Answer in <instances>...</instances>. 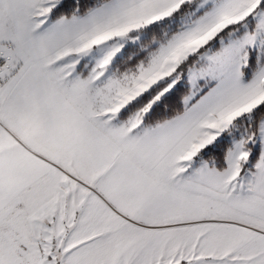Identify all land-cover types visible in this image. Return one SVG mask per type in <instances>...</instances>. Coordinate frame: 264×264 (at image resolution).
Returning <instances> with one entry per match:
<instances>
[{
  "label": "snow or ice",
  "instance_id": "snow-or-ice-1",
  "mask_svg": "<svg viewBox=\"0 0 264 264\" xmlns=\"http://www.w3.org/2000/svg\"><path fill=\"white\" fill-rule=\"evenodd\" d=\"M0 264H264V0H0Z\"/></svg>",
  "mask_w": 264,
  "mask_h": 264
}]
</instances>
